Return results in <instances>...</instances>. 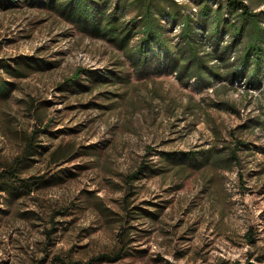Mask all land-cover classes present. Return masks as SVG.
Returning <instances> with one entry per match:
<instances>
[{
	"label": "rangeland",
	"instance_id": "374dc122",
	"mask_svg": "<svg viewBox=\"0 0 264 264\" xmlns=\"http://www.w3.org/2000/svg\"><path fill=\"white\" fill-rule=\"evenodd\" d=\"M251 2L264 26V0ZM27 56L57 66L24 78L0 69L14 85L0 99V169L37 132L45 149L22 178L50 183L18 198L0 192V264H86L117 249L128 226L130 255L98 264H264V76L258 87H203L182 85L173 73L134 75L65 99L59 86L81 70L105 74L126 58L50 7H0V59ZM239 142L240 161L229 168H178L129 182L143 164L158 165L160 152L226 148L229 156ZM69 145L74 154L55 162L50 154Z\"/></svg>",
	"mask_w": 264,
	"mask_h": 264
},
{
	"label": "trees",
	"instance_id": "16d2710c",
	"mask_svg": "<svg viewBox=\"0 0 264 264\" xmlns=\"http://www.w3.org/2000/svg\"><path fill=\"white\" fill-rule=\"evenodd\" d=\"M193 1L196 11L177 0H17L16 3L15 0H0V7L6 9L23 3L31 7H50L82 31L110 42L126 58V62L122 59L114 62L105 74L81 70L59 86L65 92V99L74 92L125 85L134 75L149 77L176 73V78L185 86L192 80L203 87H213L216 80L231 84L245 80L258 87L264 76V26L262 15L256 11L258 7L254 8L251 0ZM127 63L132 72L127 70ZM56 66L57 62L29 56L13 58L9 62L0 59V69L9 78L28 77L31 71ZM82 72L87 74L83 80L89 84L83 82ZM13 87L11 82L0 78V99H7ZM108 94L112 93L104 91L100 96L111 101ZM91 103L96 105L95 101ZM38 141L37 132L25 136V145L19 156L0 169V192L18 198L29 194L41 183H50L22 178L23 170L32 167L35 157L43 154L45 147ZM241 145L239 142L229 156H224L226 148L218 152H160L158 165L143 164L129 177V182L164 175L178 168L201 170L211 164H224L229 168L228 163L234 165L240 161ZM72 154L74 146L69 145L50 155L55 162H60ZM134 215L141 213L135 212ZM128 228L122 227L117 249L86 264L113 263L130 255L133 238ZM253 239L250 235L251 242ZM65 264L84 263L72 261Z\"/></svg>",
	"mask_w": 264,
	"mask_h": 264
},
{
	"label": "built area",
	"instance_id": "2783aa9c",
	"mask_svg": "<svg viewBox=\"0 0 264 264\" xmlns=\"http://www.w3.org/2000/svg\"><path fill=\"white\" fill-rule=\"evenodd\" d=\"M196 11V10H195ZM174 75L176 76V73H174Z\"/></svg>",
	"mask_w": 264,
	"mask_h": 264
}]
</instances>
